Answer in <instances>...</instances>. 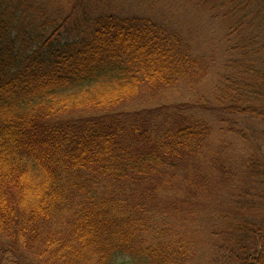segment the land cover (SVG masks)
Instances as JSON below:
<instances>
[{
  "label": "trees",
  "instance_id": "obj_1",
  "mask_svg": "<svg viewBox=\"0 0 264 264\" xmlns=\"http://www.w3.org/2000/svg\"><path fill=\"white\" fill-rule=\"evenodd\" d=\"M230 3L240 18L215 104L133 111L128 105L144 92L198 81L202 61L182 35L144 18L103 15L83 39H58L69 18L27 23L26 39L17 5L0 0V264L194 261L195 213L181 194L204 190L188 173L203 165L212 134L199 113L214 112L244 139L255 131L248 121L264 125V0ZM259 158L238 181L251 189L236 216L220 217L230 262L262 264ZM212 159L219 181L231 177Z\"/></svg>",
  "mask_w": 264,
  "mask_h": 264
},
{
  "label": "rangeland",
  "instance_id": "obj_2",
  "mask_svg": "<svg viewBox=\"0 0 264 264\" xmlns=\"http://www.w3.org/2000/svg\"><path fill=\"white\" fill-rule=\"evenodd\" d=\"M7 1L17 5L20 23L24 21L19 31L26 39H29L28 31L25 29L27 23L41 25L56 20L60 24L67 18L69 19L58 39L62 43L80 37L83 39L89 34L94 20L103 15L144 18L182 35L191 47L194 57L202 61V72L198 76V81L189 86L183 83L175 89L159 93L144 92L128 105L133 111L162 106L174 107L197 101L205 104L206 109L208 105H214L218 83L222 76L229 73L227 61L231 54L228 49L235 44V36L229 37L233 35L230 31L235 21L240 18L238 14L236 17L230 14L233 9L230 0H81L77 8L78 0ZM249 20L250 18L243 23ZM45 27L48 28L43 31L52 33L50 26ZM199 114L202 120L209 123L212 134L209 137L203 165L198 170L190 168L188 171L191 174L189 179L198 174L204 190L197 187L193 192L195 195L191 194L189 198L186 196V190L181 194L182 199L183 197L192 199L195 213L193 215L195 221L191 224L189 233L195 236L197 247L192 249L194 261L189 264H239L235 258L230 262L229 254L222 244L221 237L224 234L221 233L226 224L220 217L231 219L236 216V204H239V201L241 203L244 194L251 189L243 181L240 183L238 181L242 175H246V166L253 155L256 153L259 158L260 152L261 155L264 154V125L248 121L255 131L250 136V133H246V137L249 138L244 139L238 133H234V130L227 129L226 124L221 122L214 112ZM235 121L233 125L246 129L245 119L233 118V122ZM212 155L222 159V164L226 169L229 168L228 174L229 176L232 174L231 177H225L223 181L218 180L217 166ZM232 171L236 173L235 176ZM178 177L183 180L185 175L180 174ZM259 260L264 264V253Z\"/></svg>",
  "mask_w": 264,
  "mask_h": 264
}]
</instances>
